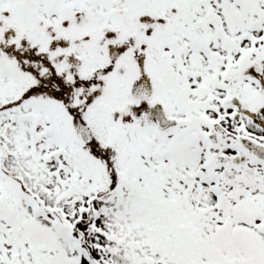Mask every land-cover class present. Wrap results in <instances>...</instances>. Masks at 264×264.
<instances>
[{"label":"snow or ice","instance_id":"snow-or-ice-1","mask_svg":"<svg viewBox=\"0 0 264 264\" xmlns=\"http://www.w3.org/2000/svg\"><path fill=\"white\" fill-rule=\"evenodd\" d=\"M0 264H264V0H0Z\"/></svg>","mask_w":264,"mask_h":264}]
</instances>
